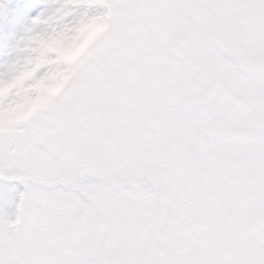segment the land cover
Listing matches in <instances>:
<instances>
[{
    "label": "snow or ice",
    "instance_id": "obj_1",
    "mask_svg": "<svg viewBox=\"0 0 264 264\" xmlns=\"http://www.w3.org/2000/svg\"><path fill=\"white\" fill-rule=\"evenodd\" d=\"M37 57L0 93V264H264V0H49L0 85Z\"/></svg>",
    "mask_w": 264,
    "mask_h": 264
},
{
    "label": "clouds",
    "instance_id": "obj_2",
    "mask_svg": "<svg viewBox=\"0 0 264 264\" xmlns=\"http://www.w3.org/2000/svg\"><path fill=\"white\" fill-rule=\"evenodd\" d=\"M2 15V11H0ZM101 25L96 22H91L83 26L76 38L72 40L66 47H61L58 41L52 42H41L40 48L42 51L52 50L55 46V51L59 53L66 61H73L81 55L86 43L100 29ZM42 61L37 57L33 61H28L20 69V71L9 81L4 82L0 85V93H7L11 88L21 85L24 81L31 78L33 73L40 67ZM31 65V67H29ZM65 78L51 74L45 79L40 80L34 86L36 94L31 98H27L23 104L18 108L19 115L21 118L28 115L33 109L40 106L49 96L55 93L62 85Z\"/></svg>",
    "mask_w": 264,
    "mask_h": 264
},
{
    "label": "rangeland",
    "instance_id": "obj_3",
    "mask_svg": "<svg viewBox=\"0 0 264 264\" xmlns=\"http://www.w3.org/2000/svg\"><path fill=\"white\" fill-rule=\"evenodd\" d=\"M4 10L0 15V65L16 54L17 44L24 36L25 23L43 12L49 0H0Z\"/></svg>",
    "mask_w": 264,
    "mask_h": 264
}]
</instances>
